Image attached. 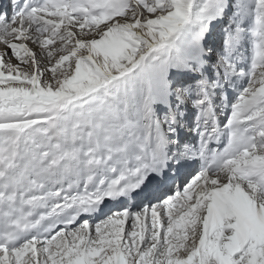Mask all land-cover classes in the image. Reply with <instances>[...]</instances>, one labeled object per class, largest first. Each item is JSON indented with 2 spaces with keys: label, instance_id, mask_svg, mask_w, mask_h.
Instances as JSON below:
<instances>
[{
  "label": "snow or ice",
  "instance_id": "snow-or-ice-1",
  "mask_svg": "<svg viewBox=\"0 0 264 264\" xmlns=\"http://www.w3.org/2000/svg\"><path fill=\"white\" fill-rule=\"evenodd\" d=\"M0 264H264V0H0Z\"/></svg>",
  "mask_w": 264,
  "mask_h": 264
}]
</instances>
